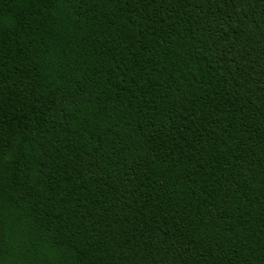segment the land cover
Returning <instances> with one entry per match:
<instances>
[{
    "label": "trees",
    "instance_id": "16d2710c",
    "mask_svg": "<svg viewBox=\"0 0 264 264\" xmlns=\"http://www.w3.org/2000/svg\"><path fill=\"white\" fill-rule=\"evenodd\" d=\"M0 264H264V0H0Z\"/></svg>",
    "mask_w": 264,
    "mask_h": 264
},
{
    "label": "snow or ice",
    "instance_id": "6c2138e0",
    "mask_svg": "<svg viewBox=\"0 0 264 264\" xmlns=\"http://www.w3.org/2000/svg\"><path fill=\"white\" fill-rule=\"evenodd\" d=\"M0 230H2V228H0Z\"/></svg>",
    "mask_w": 264,
    "mask_h": 264
}]
</instances>
